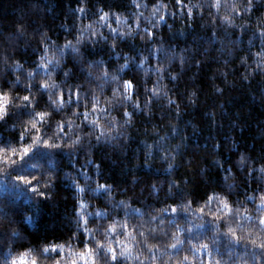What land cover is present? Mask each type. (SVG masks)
Listing matches in <instances>:
<instances>
[{
  "label": "clouds",
  "instance_id": "9594fccd",
  "mask_svg": "<svg viewBox=\"0 0 264 264\" xmlns=\"http://www.w3.org/2000/svg\"><path fill=\"white\" fill-rule=\"evenodd\" d=\"M12 13L0 264H264V0Z\"/></svg>",
  "mask_w": 264,
  "mask_h": 264
},
{
  "label": "trees",
  "instance_id": "16d2710c",
  "mask_svg": "<svg viewBox=\"0 0 264 264\" xmlns=\"http://www.w3.org/2000/svg\"><path fill=\"white\" fill-rule=\"evenodd\" d=\"M13 7H15V0H0V18L13 15Z\"/></svg>",
  "mask_w": 264,
  "mask_h": 264
},
{
  "label": "snow or ice",
  "instance_id": "6c2138e0",
  "mask_svg": "<svg viewBox=\"0 0 264 264\" xmlns=\"http://www.w3.org/2000/svg\"><path fill=\"white\" fill-rule=\"evenodd\" d=\"M23 150H24V151H27V148L25 147ZM9 155H11V152L9 153ZM5 159H6V158H5ZM21 179H23V178H21Z\"/></svg>",
  "mask_w": 264,
  "mask_h": 264
}]
</instances>
